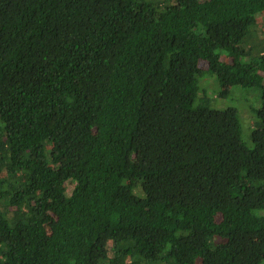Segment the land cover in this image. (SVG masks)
Returning a JSON list of instances; mask_svg holds the SVG:
<instances>
[{
    "label": "trees",
    "instance_id": "1",
    "mask_svg": "<svg viewBox=\"0 0 264 264\" xmlns=\"http://www.w3.org/2000/svg\"><path fill=\"white\" fill-rule=\"evenodd\" d=\"M0 264H264V0H0Z\"/></svg>",
    "mask_w": 264,
    "mask_h": 264
},
{
    "label": "rangeland",
    "instance_id": "2",
    "mask_svg": "<svg viewBox=\"0 0 264 264\" xmlns=\"http://www.w3.org/2000/svg\"><path fill=\"white\" fill-rule=\"evenodd\" d=\"M203 65L201 64V68ZM228 97L213 99V88L205 89L207 97L211 100V107L217 110L232 108L236 111L242 125L243 140L248 142L254 127L256 113L259 109V92L251 89L233 87Z\"/></svg>",
    "mask_w": 264,
    "mask_h": 264
}]
</instances>
